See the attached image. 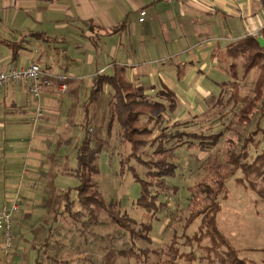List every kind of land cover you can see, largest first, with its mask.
<instances>
[{
	"label": "trees",
	"instance_id": "1",
	"mask_svg": "<svg viewBox=\"0 0 264 264\" xmlns=\"http://www.w3.org/2000/svg\"><path fill=\"white\" fill-rule=\"evenodd\" d=\"M259 37L264 39V28L258 37L247 35L229 43L230 64L225 67L226 79L219 83L218 95L206 101L207 111L202 117L208 125L199 131L194 128L197 125L201 127V116L179 122L168 117L179 105L173 90L164 87L157 91L158 99L151 101L145 93L146 88L129 79L125 65L114 64L112 71L95 74L92 86L83 79L52 78L49 87L54 92L60 85L67 84L64 98L70 101L60 119L66 123L64 130H67H62L56 144L60 146L70 141L73 128L80 129L82 133L76 146L79 183L64 192L58 191L56 177L71 171L68 155L51 153L47 156L51 166L41 176L44 196L33 207V220H25L22 215L15 218V249L6 256V264H16L14 259L22 258L27 251L33 253L34 264H133L134 260L148 261L152 254L158 257L165 254L153 251L149 246L154 242L152 221L139 223L122 213L116 203L108 202L100 191L99 154L115 137L130 145V153L122 164L135 158L148 169L145 179L135 174L141 186L137 203L151 213L152 220L161 217L163 210L171 208V199L179 190L170 178L181 168L180 153L184 150L208 152L224 137L228 143L227 157L221 161L218 155H214L205 160L204 169L214 175L212 182L200 181L188 187L190 214L186 226L201 218V235L196 236L198 241L206 236L215 240L213 245L206 247L209 253L214 252L210 261L246 264L232 246L219 250L216 232L217 216L222 209L219 197L226 181L237 172H241L239 181L245 188L255 191L264 200V47ZM23 40L0 39V45L10 48L12 59L16 61L24 49ZM51 43L49 48L56 51L59 60L67 49L52 48ZM36 63L51 72L42 58ZM254 70L257 71L256 78L248 79ZM248 81L251 84L245 93ZM166 117L167 124L157 131L156 126ZM235 124L243 127V132L234 129ZM146 147L152 150L151 153H145L143 148ZM192 156L196 157L195 154ZM73 190L77 192L76 198L72 195ZM38 209L40 212L36 214ZM104 227L113 228L114 233L123 232L125 241H116L118 236L111 233L102 235L98 230ZM64 233L70 234L67 239L72 247L70 243L61 241ZM0 236L4 249L3 233ZM90 236L95 241H90ZM104 236L109 241L106 245L96 241ZM80 238H84L85 247L95 245L99 252L97 257L92 258L77 244L73 247L75 240ZM20 244L24 249L20 250ZM170 247L166 252L170 259H165L164 263L180 264L176 254L178 249ZM64 249L70 250V259L60 260L57 255Z\"/></svg>",
	"mask_w": 264,
	"mask_h": 264
},
{
	"label": "crops",
	"instance_id": "2",
	"mask_svg": "<svg viewBox=\"0 0 264 264\" xmlns=\"http://www.w3.org/2000/svg\"><path fill=\"white\" fill-rule=\"evenodd\" d=\"M263 28L264 0H0V39L25 41L16 61L0 45V70L42 58L55 79H83L92 86L95 74L125 65L150 100L164 87L176 93L179 105L168 117L179 122L203 115L206 101L218 95L230 64L229 43L259 36ZM50 43L67 52L58 60ZM60 86L56 92L45 89L41 104L47 115L37 122L39 102L28 84L0 88V184L16 189L0 192L18 203L16 219L33 220V207L44 196L47 137L66 127L60 119L70 105Z\"/></svg>",
	"mask_w": 264,
	"mask_h": 264
},
{
	"label": "rangeland",
	"instance_id": "3",
	"mask_svg": "<svg viewBox=\"0 0 264 264\" xmlns=\"http://www.w3.org/2000/svg\"><path fill=\"white\" fill-rule=\"evenodd\" d=\"M256 76L257 71L254 70L251 72L248 79H255ZM250 84L251 82L248 81V84L245 86V93L248 92ZM152 98L151 101H155ZM213 99L214 98H211L209 100ZM45 115L47 114L45 113ZM200 116L201 127L197 125L194 128L196 131L208 125L204 122V117H202V115ZM167 122L168 117L164 118L162 122L156 126V130H161ZM227 123H230V120H227ZM218 126L219 125L216 126L215 130L218 129ZM233 127L241 132L244 130L243 127L241 128L237 124ZM62 130H64V128L59 125L56 131L55 129L50 131L47 137L48 141L46 142L47 147L45 152H49L48 154L68 155L70 173L65 175L58 174L55 180L57 189L60 192L73 188L79 183L76 175V146L80 142L82 134L80 129L73 128L72 133H70V136H72L70 141L64 142L59 146L56 144V141L60 134H62ZM66 130L67 129L64 131ZM67 135L68 133L65 136ZM227 146L228 143L223 137L221 142L208 152L182 151L180 153L181 168L177 171V175L170 178L171 183L179 186V190L171 199V203L169 204V208H171L163 210L160 215L161 217L153 220L151 213L137 203L141 193V186L135 174L145 179L148 171L147 167L135 158L122 164V161L127 158L130 153V145L121 143L119 138L115 137L112 138L110 145L100 152V174L98 180L101 193L108 202L116 203L122 213L128 214L139 223L152 221L154 242L149 246L153 251H163L165 253L159 257L156 254H152L148 261L142 259L137 262L134 260L133 264H166L164 260L170 259V256H167L166 252L171 249V245L178 249L176 254L177 261L180 264H220L218 261H210V258H214V252L209 253V250L206 248L213 245L215 240L211 236H206L198 241L196 237L201 235V218L196 219L190 226H186L190 214V209L187 206L188 199L190 198L188 187L200 181L212 182L214 175L204 169L205 160L210 156L218 155L221 161H223L227 157ZM143 150L145 153L146 151L147 153H151L152 151L147 147L143 148ZM34 152L40 151L34 148ZM192 154H195L196 157H193ZM46 160L49 166H51L50 157H47ZM33 161H37L36 158ZM38 165L41 164L38 163ZM49 168H46V171H49ZM241 175V172H237L234 176L230 177L226 181L225 189L219 197L222 209L217 216V231L220 235L216 232V245H219V250H227V247L232 246L239 251L240 258L243 260L245 259L246 264H264V200L255 191L245 188L239 181ZM4 184L6 183L1 182L0 184V191L2 194L6 191L12 193L16 192V189H13L15 187L6 188ZM1 192L0 209L13 202L11 199L12 196H8L7 199H4ZM72 195L76 198L77 192L73 190ZM38 212H40V209L36 210V214H38ZM66 225L68 226L69 224L66 222ZM68 227L70 228V225ZM113 230L114 229L111 227H104L100 228L98 231L102 233V235H107L109 233L113 234L114 237L117 235L118 238L116 241L119 239V242L125 241L123 232L114 233ZM1 231L2 228L0 227V232ZM212 234L213 233H211V235ZM69 235V233H64L63 237H60V239L61 241L70 243L72 247L71 242L67 239ZM90 241H95V238L90 236ZM96 241L102 245L109 243L108 237L105 236L100 239V241ZM76 244L79 245L81 250H85L92 258L97 257L99 254L95 245L88 247L84 246V238L76 239L73 247H76ZM118 244L121 245L120 243ZM144 245L146 244H143V246ZM20 247L24 249V245L20 244ZM70 253L68 249H64L62 252L60 250L57 257L60 260L70 259ZM31 255H33L31 251L25 252L22 258L20 256L18 264H34V262L31 261ZM209 255L211 256L209 257ZM71 257L74 258L76 256L72 255ZM6 263V254L2 245H0V264Z\"/></svg>",
	"mask_w": 264,
	"mask_h": 264
},
{
	"label": "built area",
	"instance_id": "4",
	"mask_svg": "<svg viewBox=\"0 0 264 264\" xmlns=\"http://www.w3.org/2000/svg\"><path fill=\"white\" fill-rule=\"evenodd\" d=\"M142 15H145V12H142ZM252 36L258 37V33H252ZM52 78H56L54 73L45 71L39 63L33 62L22 68L12 67L8 70H0V88L10 84H28L31 95L39 102L33 118V121L37 122L45 115L46 110L41 104V98L45 89L51 85ZM60 91L66 93L67 85L62 84ZM18 210L19 205L16 202L0 209V227L2 228L4 237V251L6 256L10 255L15 249L14 223Z\"/></svg>",
	"mask_w": 264,
	"mask_h": 264
},
{
	"label": "water",
	"instance_id": "5",
	"mask_svg": "<svg viewBox=\"0 0 264 264\" xmlns=\"http://www.w3.org/2000/svg\"><path fill=\"white\" fill-rule=\"evenodd\" d=\"M259 42L262 45V47H264V39L262 37H259Z\"/></svg>",
	"mask_w": 264,
	"mask_h": 264
}]
</instances>
